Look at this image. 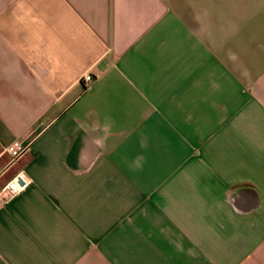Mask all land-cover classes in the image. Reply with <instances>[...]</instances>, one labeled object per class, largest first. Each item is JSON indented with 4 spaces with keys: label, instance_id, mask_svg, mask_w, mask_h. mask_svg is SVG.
<instances>
[{
    "label": "crops",
    "instance_id": "crops-1",
    "mask_svg": "<svg viewBox=\"0 0 264 264\" xmlns=\"http://www.w3.org/2000/svg\"><path fill=\"white\" fill-rule=\"evenodd\" d=\"M18 172L0 264H264V0H0Z\"/></svg>",
    "mask_w": 264,
    "mask_h": 264
},
{
    "label": "built area",
    "instance_id": "built-area-1",
    "mask_svg": "<svg viewBox=\"0 0 264 264\" xmlns=\"http://www.w3.org/2000/svg\"><path fill=\"white\" fill-rule=\"evenodd\" d=\"M86 88H89L92 77H84ZM8 157L9 166L18 162L27 152L28 145L20 140H13L4 150ZM31 184V180L23 172L16 173L9 181L0 186V209L22 194Z\"/></svg>",
    "mask_w": 264,
    "mask_h": 264
}]
</instances>
